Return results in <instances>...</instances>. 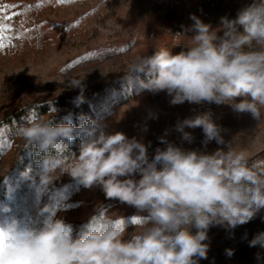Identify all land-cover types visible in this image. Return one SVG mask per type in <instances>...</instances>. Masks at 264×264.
<instances>
[{
	"label": "clouds",
	"instance_id": "9594fccd",
	"mask_svg": "<svg viewBox=\"0 0 264 264\" xmlns=\"http://www.w3.org/2000/svg\"><path fill=\"white\" fill-rule=\"evenodd\" d=\"M190 18L194 35L184 50L174 54L161 48L135 56L127 75L144 74L140 87L153 94L166 91L171 105L227 104L259 121L264 109V0H253L234 19L221 17L215 29ZM77 99L83 102L82 95ZM186 128H201L205 146L213 140L225 143L210 112L177 122L182 141L192 143ZM106 129L86 117L77 126L53 124L34 113L16 125L13 135L38 157L35 169L25 168L19 178L28 183L36 206L45 196L49 202L39 207V224L26 216L0 219V264H199L208 258L210 227L234 233L264 210V167L249 165L245 152L228 146L211 153L188 150L169 142L165 133L159 140L166 147L156 148L150 159L149 145L142 140ZM77 138L78 154L69 149ZM65 174L84 188L99 187L105 199L133 207L136 214L127 220L113 217L98 204L74 234L72 225L57 215L59 208L70 207L61 203L68 198L67 186L54 191V182ZM14 191L8 185L6 195L10 198ZM0 211L11 209L3 205ZM128 222L135 228L131 233ZM257 246L264 249V231L249 241V247ZM225 253L231 257L234 250Z\"/></svg>",
	"mask_w": 264,
	"mask_h": 264
},
{
	"label": "rangeland",
	"instance_id": "374dc122",
	"mask_svg": "<svg viewBox=\"0 0 264 264\" xmlns=\"http://www.w3.org/2000/svg\"><path fill=\"white\" fill-rule=\"evenodd\" d=\"M252 2L0 0V206L11 209L9 213L0 211V219L26 216L39 224L43 219L39 207L49 202L45 196L36 206L28 183L19 178L25 168L35 169L38 157L13 133L16 125L25 123L33 113L45 115L53 124L78 126L82 117L103 123L108 132L122 131L149 145L150 159L156 148L166 147L159 138L167 133L169 142L185 149L211 153L218 148L226 151L228 146L245 152L249 165L264 167V109L257 121L248 113L234 112L227 104L171 105L166 91L153 94L140 87L139 80L147 79L144 74L127 75L135 56L151 55L161 48L174 54L184 50L194 35L191 16L215 29L220 27L221 17L234 19ZM81 95L82 103L77 99ZM204 112H210L220 126L223 145L213 140L205 146L201 128L185 129L192 133V143L182 141L175 130L178 121ZM79 144L77 138L69 149L78 154ZM54 184V191L67 186L68 198L61 203L70 207L59 208L57 215L72 225L74 233L76 224L89 221L98 204L113 217L127 220L136 214L133 207L105 199L99 187L84 188L67 174ZM8 185L15 189L10 198L6 195ZM134 230L128 222L127 231ZM261 231L264 210L234 233L222 226L210 227L208 258L199 264H264V249L249 247V241ZM229 248L234 250L231 257L225 253Z\"/></svg>",
	"mask_w": 264,
	"mask_h": 264
},
{
	"label": "trees",
	"instance_id": "16d2710c",
	"mask_svg": "<svg viewBox=\"0 0 264 264\" xmlns=\"http://www.w3.org/2000/svg\"><path fill=\"white\" fill-rule=\"evenodd\" d=\"M19 194H20V193H19ZM21 195H22V194H21ZM21 195H20V196H21ZM87 222H88V221H84V222H81V223H77V224H76V231H75V233L78 232V231L80 230V228H81L84 224H86ZM75 233H74V234H75Z\"/></svg>",
	"mask_w": 264,
	"mask_h": 264
},
{
	"label": "snow or ice",
	"instance_id": "6c2138e0",
	"mask_svg": "<svg viewBox=\"0 0 264 264\" xmlns=\"http://www.w3.org/2000/svg\"><path fill=\"white\" fill-rule=\"evenodd\" d=\"M59 2L63 3V2H65V0H59ZM7 7H11V6H7Z\"/></svg>",
	"mask_w": 264,
	"mask_h": 264
}]
</instances>
